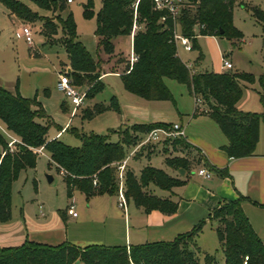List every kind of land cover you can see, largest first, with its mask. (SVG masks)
Instances as JSON below:
<instances>
[{"label": "trees", "instance_id": "16d2710c", "mask_svg": "<svg viewBox=\"0 0 264 264\" xmlns=\"http://www.w3.org/2000/svg\"><path fill=\"white\" fill-rule=\"evenodd\" d=\"M36 7L55 11L65 8V0H30ZM194 7L184 10L176 19L180 32L192 39V49L198 48L196 36H224L239 41L241 32L233 25L235 0H196ZM102 0L99 10L94 13L92 0L83 6L85 17H95L94 34L98 39V49L106 54L113 52L112 40L119 35H132V50L137 60L127 63L120 79L124 89L147 100H171L172 94L164 83V78L174 79L186 85L189 93L199 97L204 106H196L193 115L205 113L219 126L227 137L221 146L229 158L255 155L259 138L262 114L243 111L236 103L241 98V81L253 79L252 75L241 72L195 71L191 72L179 56L175 54L173 42L174 20L167 16L161 21L163 12L153 8L151 0ZM0 4L21 21L41 22L44 36L46 30L57 33V27L46 16H40L20 0H0ZM252 15L264 23V10L252 7ZM136 22L138 28L133 31ZM59 42L66 54L69 71L66 76L74 84L88 86L86 96L92 97L104 87L99 79V63L94 60L82 43L74 39L75 25L68 13L59 19ZM222 31V33L220 32ZM195 36V37H194ZM201 54L194 60L196 64ZM65 109L63 102L59 103ZM111 107L117 112L119 107L112 97ZM101 104L80 109L82 118H91L106 110ZM45 115L35 97H22L16 89L11 93L0 86V122L15 141H8L0 134V222L9 219L11 183L19 173L35 166L37 150L47 156L48 163L63 171L61 179L66 195L72 191L82 192L85 198L94 195H116L118 192L117 163L124 160L127 150L133 147L152 128L165 125L159 123H134L120 130V140L112 142L107 136L98 134H78V146L66 145L58 138L47 139L48 125L40 122ZM192 149L184 138L164 142L167 146ZM192 159H201L204 164L220 175H227L226 168H218L194 148ZM164 162L174 169L187 171L189 158L165 156ZM184 183L183 180L167 174L163 169L144 166L136 176L127 169L123 175L125 200L141 207L144 212L159 210L172 214L177 210V202L161 198L149 191L153 185L162 190H171ZM248 200L239 195L234 200H222L209 213L208 219L215 223L219 247L224 264H242L245 256L247 264H264V244L252 228L241 203ZM63 219V214L59 213ZM206 219L198 221L189 231L177 235L171 241L146 242L126 246H104L98 244L79 247L70 243L47 245L25 241L17 246L0 247V264H199L196 254L200 252L196 238L202 231ZM205 264H218L215 255L205 253Z\"/></svg>", "mask_w": 264, "mask_h": 264}, {"label": "rangeland", "instance_id": "374dc122", "mask_svg": "<svg viewBox=\"0 0 264 264\" xmlns=\"http://www.w3.org/2000/svg\"><path fill=\"white\" fill-rule=\"evenodd\" d=\"M20 1L31 8H35V5L30 0ZM86 1L72 0V3L66 4L62 10L39 12L42 16L52 20L57 27V33L55 34H51L46 30V39L40 33L42 28L38 20L28 22L16 19V25L12 24L11 19L7 17L6 10L0 4V85L10 91L16 89L21 95L28 98L35 97L37 101L39 100L42 103L44 112L47 115L39 118V121L48 125L46 135L54 136L62 128L57 137L69 146H78L80 144L78 136L74 135L71 130L76 131L78 134L88 135L93 133L107 136L109 141L115 142L120 140V130L127 128L128 125L137 123L139 119H146L145 117H148V120L151 121L154 111L176 114L178 120L182 121L183 126L191 131L196 130V128L206 130L207 127L203 121L194 120L195 118L192 119L191 117L194 100L186 85L170 78H164V83L170 90L172 99L145 103L146 101L124 89L119 76L107 75L102 80L104 83L103 89L92 97L85 95L83 103L74 110L69 99L57 91L55 86L57 73L64 72L62 69L63 65L59 66V62H65L66 60L64 49L59 43L58 24L59 19H64L70 13L75 25L74 39L82 43L91 57L96 59L98 55V39L94 34L96 27L95 17H85L83 15L82 4L86 3ZM240 1L247 3L248 6L256 5L264 10V0H235L233 25L242 34L240 47L233 45L231 40L224 36H197L198 48L187 50L180 45L178 51L180 59L184 63H194L195 58L200 53L202 56L200 66L208 71L220 70L222 68V59L226 58L231 62L233 68H223L225 71L252 75L253 79L251 81H241L242 95L237 105L244 111L262 114L264 112V23L258 22L252 15V9L244 6ZM101 2L102 0H92L94 13L99 10ZM19 25H25L30 28L32 37L30 44L14 37L13 31ZM112 44L113 48H116L119 57L109 70H115L114 67L119 64L122 70L124 62H128L126 61L127 56L122 54L130 52V39L127 35H119L112 40ZM119 51L122 53H119ZM35 53L38 54L35 55ZM100 56L104 58L105 55L101 53ZM72 85L78 92H86V83L79 85L72 83ZM112 97L115 98L119 107L118 112L111 107ZM62 100L66 103V108L63 110L59 108V103ZM138 100L144 102L143 104H147V110L142 109L139 111L137 109ZM95 104H101L107 109L91 118L80 117V109L92 108ZM188 120L190 121L188 122ZM212 124L215 126L213 127L214 130L215 128L219 130L215 122ZM0 127L5 130L1 122ZM209 132H212L210 127ZM0 134L4 136L6 141H10L1 130ZM163 145L164 142L155 145L149 143L142 146V148H152L153 154L150 160L146 156L137 160L131 156L128 160V165L133 166L136 171L141 165L147 163L164 168V154L161 147ZM131 148H128L127 154ZM257 149L264 152L263 119L260 121V138ZM186 157L188 158V156ZM189 162V167L203 166L201 160L191 159L190 156ZM45 175H50L52 180L48 182ZM117 178H119L118 175ZM104 198L109 199V197ZM110 200L115 203L117 197L112 199L110 197ZM69 202L73 204V211L78 213L79 217H86L87 210H91L89 208L93 207L91 200L85 198L82 193L75 189L69 198L66 195L61 175L55 170L53 165L48 164L47 157L43 153L37 154L34 168L21 171L11 183L9 219L5 222H0V243H14V240L5 242L6 240L3 239L10 234H12V238L16 237L22 222L28 231H32L31 229L34 227L31 223L32 220L48 219L53 215L62 220L58 212L63 210ZM98 204L100 205V203ZM38 205H40L39 209ZM39 212H42L44 216L41 217ZM253 217L260 224L261 231H264V211L260 208L255 209ZM97 223L96 221L92 223L89 235L94 236L101 232L100 225ZM204 225L196 238L200 247V252L196 254L199 264H205V253L214 254L218 264H223L222 251L215 234V224L214 222H206ZM66 229L70 232L71 226Z\"/></svg>", "mask_w": 264, "mask_h": 264}, {"label": "crops", "instance_id": "0c3cea01", "mask_svg": "<svg viewBox=\"0 0 264 264\" xmlns=\"http://www.w3.org/2000/svg\"><path fill=\"white\" fill-rule=\"evenodd\" d=\"M70 3H72V0L66 4H70ZM242 4H244V6H247L249 8L257 7L256 5L248 6L247 3H242ZM34 7L35 8H31V7L29 8L37 12V14L40 16L42 15L39 12L46 11L43 9H39L36 6ZM4 9L6 10L7 17L11 19L12 24L16 25V19L18 18H16L12 14H9L6 8ZM232 14H233V10H232ZM42 36L45 39L47 38V36H44L43 34ZM127 36L129 37L131 42V50L128 54H122L127 56L126 61H128V62H124V66L122 67V70L120 68L121 66H119L120 65L119 63L117 67H114L115 70L113 71L109 70L111 69V67H113L114 61L119 57L115 47L113 49V53L111 54H106L98 49L97 58L96 59L94 58V60L99 63V75H100L99 79L101 81L107 75H117L120 77L127 63L129 64V57L130 54L133 52L132 35H127ZM231 42L233 45L240 47L242 43V38L239 41L235 39H231ZM101 53L105 55L104 58L100 56ZM119 53L122 52L119 51ZM36 54L38 53H35V55ZM201 59L198 60L196 64L193 63L194 69H196L195 71L207 70L200 66ZM60 65H63L62 69L64 70L65 73L69 71L67 57L65 62H59V66ZM232 68L233 66L230 69ZM222 71H224L223 68L215 72H222ZM3 88L10 91L5 87ZM87 89L88 86L86 88V91ZM10 92L13 93L14 90ZM17 92L21 95L19 91ZM21 96L26 97L23 95ZM191 96L194 100L193 112L191 117L192 119L195 118L194 120L203 121V123L206 124L205 125L207 127L206 130L196 128V130L194 129V131H191L190 129H186L185 126H183L182 121L178 120V116L176 114H169L163 111H158V112L154 111L153 118L151 119V121L148 120V117H145L146 119H139L137 122V123H159V124H170L173 122L180 123L184 129V133H185L184 139L192 146L191 150L188 151L187 149H182L179 147H177L176 149H172L171 146H167V152H164L163 151L164 147L161 146L162 152L164 154L163 157L164 168L156 167L147 163L141 165L136 171L133 166L128 165V160L130 159L131 156L134 157V159L136 160L143 156H146L148 160H150V157L153 154V152H152V148L149 149V147L148 148L140 147L136 152L131 154V150L133 149L132 147L129 150V153L124 158L126 159V163H125L123 175L125 170L129 169L136 176H138L140 174L141 169L144 166L150 165L156 168L163 169L167 174L184 181L182 185L174 186L173 188H171V190H162L153 185L149 186V191L152 194L159 196L161 198H169L177 202V210L174 213L165 214L156 209L151 210L149 212H144L141 207H138L131 201H127V200H126V207L122 208L118 205V194L94 195L88 198L91 200V203H93L91 204L93 205V207L89 208L91 210H87L86 217L84 216L79 217L78 213H76L75 216H70V214L67 212V206H66L63 210L60 211L63 214V219L65 220H63L62 218H61L62 220H60L55 215H53L51 218L48 219H39V220L35 219L31 221V223L34 226L31 229L32 231H28L26 227H24V223L22 222V225H20L21 226L20 231L16 234V237L12 238V234H10V235H6L3 239L6 240L5 242H10L14 240V243H3V244L0 243V246L1 247L17 246L25 241H31V242L43 243L47 245L70 243L79 247H84L92 244H98V245H104L110 247L112 246L129 247L131 245L142 244L146 242L171 241L177 235L189 231L198 221L202 219H206V222L212 223L213 221H210L208 219L211 210L215 208L222 200H234L237 199L239 195H243L248 198V200L242 201L241 207L245 215L247 216L252 228L254 229V231L256 232V234L259 236V238L262 240L264 244V231H261L262 228L260 224H258L253 217L255 209L260 208L264 211V152L257 149L260 138V125H259V138L255 147V155L241 157V158H229L225 153V151L221 149V146L227 143V137L222 133L220 128H218L219 130H216V128L214 130L213 127L215 126L212 123L215 121L211 119L207 114L197 113L193 115L196 108V103H195V97L193 95ZM141 99L146 101L145 103H149V101H158V100H147L144 98ZM238 101L236 103L237 108H239V106L237 105ZM38 102L41 104L44 110L42 103L39 100ZM61 102H63V106L64 108H66L65 101L62 100ZM143 103L144 102H140V101L137 103L138 105H136V107L139 111L142 109L147 110L146 109L147 104H143ZM203 107L204 106L201 103L199 106V110H202ZM46 115L47 114H45V116ZM189 121L190 120H188V122ZM209 127L211 128L212 132H209ZM61 130L62 128H60L59 131L56 132L54 136L46 135L47 139L58 138L57 137L58 133ZM152 144L155 145L158 143H152ZM194 148H197L201 152L202 156L210 164L218 168H226L228 174L227 175L217 174L213 170L209 169L204 164V161L202 159L201 162L203 163V166L197 165V166L189 167V169L187 171H184L183 174L179 172L180 168L174 169L165 164L164 162L165 156H170V157L188 156V158L190 156L192 159V157L195 155L196 152ZM39 153H43V152L40 151L37 154ZM199 168L206 169L208 172H210V176L206 178L199 175L197 173V170ZM122 186H123V180H122ZM104 197H109V199L107 200ZM110 197L111 199L113 197L114 198L117 197V201H116L117 203L116 202L114 203L113 200H110ZM98 203H100V205ZM39 208L40 205H38V209ZM39 214L41 217L44 216L42 212H39ZM95 221L96 223L99 222L97 224L100 225L99 227L101 228V232L98 233L97 235L92 236L89 235L90 228L92 227L91 226L92 223H94ZM70 226H71V230L69 232L67 231L66 228L67 227L70 228ZM217 242L219 245L218 238H217ZM222 257H223V253H222ZM223 264H224V258H223Z\"/></svg>", "mask_w": 264, "mask_h": 264}, {"label": "built area", "instance_id": "2783aa9c", "mask_svg": "<svg viewBox=\"0 0 264 264\" xmlns=\"http://www.w3.org/2000/svg\"><path fill=\"white\" fill-rule=\"evenodd\" d=\"M66 3H69L71 0H65ZM139 0H135L134 7L138 4ZM153 8L155 10L163 12V15L160 17L161 21L166 20L167 16H170L174 22L176 23L177 17L182 13L184 10L191 9L197 3L196 0H151ZM138 26L136 22L133 24V31L137 29ZM179 26L177 23L173 29V42L176 47L175 54L179 56L178 48L180 45L184 46L185 49L189 50L192 49V39L191 37L184 36L179 30ZM13 35L15 38H21L27 44L32 42L31 37V30L29 27L25 25H19L17 28L14 29ZM195 37V36H194ZM197 37V36H196ZM137 60V56L132 52L129 57V66H131ZM187 67L191 72H195L194 64L193 63H186ZM232 64L226 58L222 59V68L230 69ZM56 89L60 91L73 106L74 110L83 103L85 98L86 92H78L72 83L70 82L69 78L66 76L65 72L57 74V81H56ZM196 106H200L201 99L199 97H195ZM0 130L10 139L8 142V146L11 142L15 141L14 137H12L6 130L0 127ZM185 138V133L182 125L178 122H173L170 124L161 125L155 128H152L147 133H145L142 139L133 146L131 150V154L136 152L140 147L149 144V143H163L169 142L173 139ZM41 149H38L37 152H40ZM126 159L117 163V175L119 180V191H118V205L122 208L126 207V200L123 193V171L125 167ZM60 175H63V171L58 172ZM197 173L203 177L208 178L210 176V172H208L204 168H199ZM73 204L69 202L67 204V212L70 216H75L76 212L73 211ZM248 257L245 256L243 259L242 264H247Z\"/></svg>", "mask_w": 264, "mask_h": 264}, {"label": "water", "instance_id": "95a60500", "mask_svg": "<svg viewBox=\"0 0 264 264\" xmlns=\"http://www.w3.org/2000/svg\"><path fill=\"white\" fill-rule=\"evenodd\" d=\"M220 32L222 33V31H220ZM179 172H180L181 174H183V173H184V170H183L182 168H180V169H179ZM45 177H46V180H47L48 182L51 181V176H50V175H45Z\"/></svg>", "mask_w": 264, "mask_h": 264}]
</instances>
